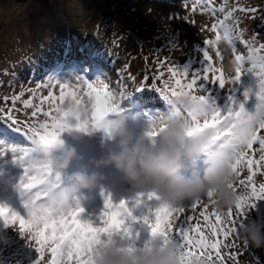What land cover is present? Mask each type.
I'll use <instances>...</instances> for the list:
<instances>
[{
  "label": "snow or ice",
  "instance_id": "snow-or-ice-1",
  "mask_svg": "<svg viewBox=\"0 0 264 264\" xmlns=\"http://www.w3.org/2000/svg\"><path fill=\"white\" fill-rule=\"evenodd\" d=\"M182 2L186 11L195 14L199 10L201 14L207 12L216 17V22L208 29L217 33L215 39L205 40L204 47L198 48L201 66L191 68L186 64L181 67L173 62L169 64L167 72L160 71V67L170 60V57H165L158 62L156 75L144 76L142 86L137 87L135 92L151 87L167 104L177 95L191 96L197 104L196 109L189 113L176 111L173 115L190 122L189 136L205 129L216 130V142L206 151L205 156H212L217 149H227L231 153L232 168L237 178L235 184L230 185L238 196L235 206L224 212L214 207L208 213L209 203L214 204L211 192L206 197L208 203H204V198L191 201L187 206H171L161 202L158 206L149 208L151 216L142 217L151 235V239L142 247H137L131 229L126 225L132 212L125 200L113 204L111 197H107L98 224L81 220L80 214L84 209L69 206L68 197L60 191V174L53 172L46 164L37 163L29 153L34 151V146L62 143L59 139L61 133L71 131L73 127L79 132L100 128L108 132L110 121L107 117L109 114H118L121 111V102L132 92H128L127 88L114 90L107 83L108 78H97L90 82L86 75H76L72 78L77 84L74 88L70 83L72 79L65 82L49 79L46 86L51 88L55 82L59 86L58 95L49 92L48 97L44 98L49 104L47 110L33 105L31 101H25L24 106L34 110L30 113L31 122H24L23 127L12 115L14 108H0V122L6 123L15 133H19L21 139L27 137L30 144L27 147L6 145L0 148V156L8 153L10 149L12 159L24 168L20 187L30 193L25 201L27 218L0 203V221L5 227L18 226L21 236L27 237L37 253L35 264H45L46 254L50 257L46 264H94L93 256L101 248L114 243V238L127 240L130 245L127 249L129 252H144L151 249L152 238L157 236L160 238L161 248L168 243L177 245L180 264H239V257L243 254L235 250L240 247L239 232L256 201L264 199V182L257 184L255 179L257 175H264V135L259 134L264 130V36L256 32L251 42L240 39L241 34L236 28L239 18L235 17V13L242 12L250 19H256V14L260 13V24L264 25V8L237 5L226 12L223 5L216 8L211 0H195L191 9H188V0ZM217 13L223 14L222 18L217 17ZM169 19H179V15L173 14ZM185 22L194 23L187 20ZM221 41L232 46L235 65L233 77L226 78L223 70L214 66L213 58L209 54L208 47ZM237 41L248 49L247 57L237 54ZM178 50L177 44L170 41L169 51ZM216 56L223 60L219 51ZM248 73L256 78L259 92L250 88L237 91L241 77ZM149 79L162 81V85L145 87ZM97 81L100 86H94ZM212 85H218L227 91L229 104L223 110L210 99L212 92L209 86ZM67 88L72 90L66 91ZM197 92L202 94H196ZM253 95L257 98V105L254 111H249L246 104ZM9 99L5 96L4 103L7 104ZM17 99L18 96L12 97V103ZM69 99L75 111L70 112L61 107ZM43 102L42 99L41 105ZM41 116L45 118L43 121L39 119ZM73 120L74 126L71 123ZM159 131L153 125V131L149 135L155 138ZM4 133L7 131L0 129V137L5 136ZM256 153H259L258 157ZM245 171L246 176L243 175ZM145 200L160 201V198L155 193H138L135 202L139 205ZM197 211L203 218V226L199 222L192 223L194 216L190 213ZM244 249L247 251L246 243Z\"/></svg>",
  "mask_w": 264,
  "mask_h": 264
},
{
  "label": "rangeland",
  "instance_id": "rangeland-1",
  "mask_svg": "<svg viewBox=\"0 0 264 264\" xmlns=\"http://www.w3.org/2000/svg\"><path fill=\"white\" fill-rule=\"evenodd\" d=\"M220 1L222 3L219 6H214L219 8L223 5L226 12L237 5L264 8V0ZM194 2L195 0H188V9H191ZM173 14H178L179 19L170 20L169 17ZM222 16L223 14L217 13V17L222 18ZM235 17L239 18L236 28L241 34L240 39L251 42L256 32L264 36V25L260 24V13L256 14V19L248 18L242 12H236ZM186 20L194 21V23L185 22ZM215 22L216 17L211 13L201 14L197 10L193 14L186 11L185 4L179 0H166V2L163 0H0V104H3V109L14 108L12 115L24 124L26 121L31 122L30 113L34 110L32 107H25V101H31L33 105L42 106L47 110L49 104L44 98L48 97L49 92L58 95L59 86L55 82L51 88L46 86L49 79L54 78L65 82L70 81L76 75H86V78L92 82L104 76L108 78L107 83L114 90L127 88L128 92H132L121 102V111L119 114L114 113L113 118L122 117L128 128L138 136L150 124V121L157 117L158 111L167 112L168 106L155 90L142 89L138 92L141 94L137 96L135 93L137 87L130 83L132 79L129 76L134 75L133 72L136 70L139 76H142L141 79L146 75L155 76L158 62L164 60L165 57H170V60L160 67V71L167 72L169 64L173 62L181 67L188 64L191 68H199L201 57L198 48L204 47L205 40L215 39L217 33L208 30ZM64 38L65 40L62 41ZM98 39L105 43L108 39L113 44L112 51L116 57V63H104L106 60L97 58L99 51L96 49L93 54L89 55V60L92 62L96 60L99 65L95 64L90 67L93 70L96 67L105 68V71L101 73L102 76L98 75L96 78L91 75V72L80 74L71 72L72 65L78 60V55L83 56L86 53V46ZM60 41L62 43H58ZM71 41L82 47L70 45ZM170 41L177 44L178 51H169ZM45 45L48 48L44 51L36 49V47ZM60 48H65L66 52L60 54ZM21 49L32 51L27 53L29 58H38L39 54L53 53V58L60 61V64L59 66L56 63L52 64L53 72L46 71L36 81H31V79L25 81L28 78L26 76H28L29 67L25 69L22 67L20 75L13 79V82H9V77L4 74L6 67L13 61L15 64L19 62L16 59L19 58ZM208 51L213 58L214 66L221 68L226 78L233 77L235 65L232 46L221 41L215 46L208 47ZM217 51L223 55V60L217 58ZM236 52L245 57L248 56V49L239 41L236 44ZM62 67L65 68L63 72ZM66 69L69 71L66 72ZM42 77L43 79L40 80ZM20 78H22L21 81ZM149 80L156 87L162 85V81ZM70 83L73 88L77 86L75 79H72ZM94 86H100L99 81ZM209 87L212 92L210 99L214 100L219 108L225 109L229 104L227 91L218 85ZM245 88L253 89L255 92L260 91L258 82L251 73L241 77L237 91ZM71 90L72 88L66 89V91ZM196 94L202 93L197 92ZM5 96L10 98L7 104L4 103ZM14 96H18L19 99L13 104L11 98ZM146 98L153 99L142 103V99ZM235 98L239 99V96ZM42 99L44 100L43 105H41ZM136 104L140 107L136 108ZM69 105H73L70 99L65 101L61 107L66 110ZM256 105L257 98L253 95L248 100L246 108L254 111ZM89 107H91L90 104ZM39 119L43 121L45 118L41 116ZM71 123L75 125L74 120ZM259 134L264 135V130H261ZM23 139L19 147L28 145L27 138ZM59 139L62 141L61 152L63 147L67 146L76 150V158L72 160L68 169L60 174V187H66L68 178L76 172L95 173L98 177L93 187L80 189L69 196V206L83 208L80 219L98 224L107 197H111L113 204H119L121 200L127 201L132 217L137 219L129 217L126 225L130 227L137 247H142L146 241L151 239L150 229L143 223L142 217L151 216L149 208L158 206L162 201L145 200L137 205L135 201L138 190L133 188L113 166L97 163L106 159L110 151L118 150L104 128L79 132L73 127V130L61 133ZM6 145L0 141V148ZM29 155L33 159L40 156L35 149ZM258 155L259 153H256L257 157ZM206 161L205 156L200 162L201 171ZM23 175L24 168L18 161L12 159L10 149L8 153L0 156V203L6 204L12 211L27 218L25 201L30 197V193L20 187ZM243 175H247L246 171ZM255 179L257 184L262 183L264 175H257ZM190 203L191 201H185L174 206H187ZM204 203H208L206 198H204ZM213 208L214 206L209 203L207 212H212ZM190 214L194 216L193 224L199 222L203 225V218L199 216V211ZM247 218L264 221V199L256 201L255 207L247 213ZM3 238L14 245L16 250L18 249L19 254L16 258L21 264H35L37 253L27 237H22L18 232V226L17 228L5 227L0 221V243ZM174 239L178 238L174 237ZM235 250L243 253L239 257V264H242L240 259L244 260L243 264H264V249H253L247 246V251H245L243 242L239 249ZM48 259L50 257L46 254L45 264ZM0 264L3 263L0 262Z\"/></svg>",
  "mask_w": 264,
  "mask_h": 264
},
{
  "label": "clouds",
  "instance_id": "clouds-1",
  "mask_svg": "<svg viewBox=\"0 0 264 264\" xmlns=\"http://www.w3.org/2000/svg\"><path fill=\"white\" fill-rule=\"evenodd\" d=\"M169 104L167 112L158 111L157 117L138 136L122 117L110 120L107 133L118 150L110 151L106 159L97 163L113 166L138 193H155L171 206L206 198L211 192L213 206L218 211L233 208L238 196L230 187L237 179L231 153L217 149L201 171L200 162L216 142L217 132L205 129L189 136L190 122L175 118L176 111L189 113L196 109L191 96L177 95ZM67 110L75 111L74 105H69ZM153 125L160 130L155 138L149 135ZM61 148V142L42 145L36 162L48 165L55 173H64L76 158V150L67 146L61 152ZM97 179L95 173L76 172L68 178L62 193L69 197L80 189L93 187ZM159 239V236L152 238L150 250L129 252L127 240L114 238V243L93 256L94 264H180L177 245L168 243L161 248ZM241 239L247 246L264 249V221L244 223Z\"/></svg>",
  "mask_w": 264,
  "mask_h": 264
},
{
  "label": "trees",
  "instance_id": "trees-1",
  "mask_svg": "<svg viewBox=\"0 0 264 264\" xmlns=\"http://www.w3.org/2000/svg\"><path fill=\"white\" fill-rule=\"evenodd\" d=\"M166 2V0H163ZM182 1V0H179ZM213 6H219L220 3H222L220 0H211ZM215 7V6H214ZM6 12V11H5ZM65 38L62 40L64 41ZM67 40V39H66ZM18 41V38H17ZM62 41L58 42V43H62ZM68 41V40H67ZM108 41V39H107ZM106 43L105 42H100V39H98L97 41H93L90 42L88 44V46H86V53L83 56H80V54L78 55V60L75 64L72 65L71 69L73 73H84V72H91V75L93 77H98V75L102 76L103 74H101L102 72H104L105 68H100V67H96L95 70H93L90 66L91 65H99L98 62H96V60H94L93 62L89 60V55L93 54L94 51L96 49H98L99 52H97L98 55L97 58H102L104 60H106L104 63L107 64H112V63H116V57L113 54L112 51V43L110 41H108ZM56 41H54L55 43ZM72 43L70 45H77L79 46L77 43L71 41ZM63 45V44H62ZM69 46V45H68ZM67 46V47H68ZM82 47V46H81ZM79 46V48H81ZM47 47V45L45 46H40V47H36V49H40V51H44ZM9 49V46H8ZM28 52H32V51H27V50H23L21 49L19 52V58L17 57L16 61L18 60V63H14L15 61H13L11 64L7 65L5 73L8 77H9V82H13V79H16V77H18L21 73L22 67L25 69L26 67L28 68V77L25 81L31 79V81H36L40 78L41 75L45 74L46 71H50L49 73L53 72V65H55L54 63H56L58 66L60 64V61H57L53 58V53H47V54H39L38 58L35 57H28ZM64 52H66L65 48H60L59 49V53L63 54ZM21 58H28L25 60H20ZM53 64V65H52ZM64 71L65 68L62 67L61 71ZM13 71V72H12ZM62 71V72H63ZM69 70L66 69V72H68ZM60 72V70H59ZM125 73V71H124ZM134 75H130L129 77H131L132 81L130 82L131 84H133L134 87H140L142 86V80L141 77L139 76V72H137V70L135 72H133ZM30 76V77H29ZM13 77V78H11ZM105 77L103 76L100 79H104ZM134 78V79H133ZM43 77L40 79L42 80ZM20 81L22 80V78L19 79ZM134 81V83H133ZM17 82V80H16ZM152 85L151 81H148V85H145V87ZM131 86V85H129ZM144 90H155L152 89L151 87H147L144 88ZM137 94V96H139L140 94L138 92H135ZM153 98H146V99H142V103L148 100H151ZM146 103V102H145ZM140 105V104H139ZM145 105V104H144ZM3 104H0V108H2ZM140 106H137L136 104V108H139ZM119 114V113H118ZM14 117V116H13ZM114 114H110L107 117V120H112L114 119ZM0 118H2V114H0ZM16 118V117H14ZM16 120L20 121L18 118H16ZM21 122L20 126H24V124ZM0 129H5L7 131V133H4L5 136L0 137V141H3L5 144L7 145H11L12 147H19L20 142L22 144V142L24 141V139H21V137L19 136V133H15L13 129H11L6 123L4 122H0ZM11 133V134H10ZM19 137H17L16 136ZM27 138V137H26ZM28 145L24 146H30L29 142H27ZM42 146H34V149L36 150L37 153L40 154V148ZM226 211V210H225ZM211 213V212H208ZM253 219H249L246 218L244 220V223H247L248 221H251ZM239 222V221H238ZM203 226V225H202ZM191 235V234H190ZM238 242L239 245L243 244V240L241 239V230L239 232V236H238ZM0 245L2 246V250L0 251V262H2L3 264H21L20 261H18V259L16 257H18L19 252H17V250L15 249L16 247L12 244H10V242H6L5 238L2 239V243H0ZM254 249V248H253ZM241 263H244V260L240 259Z\"/></svg>",
  "mask_w": 264,
  "mask_h": 264
}]
</instances>
